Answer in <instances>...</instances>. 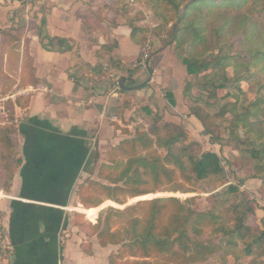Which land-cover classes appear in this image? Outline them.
Segmentation results:
<instances>
[{
	"label": "trees",
	"instance_id": "1",
	"mask_svg": "<svg viewBox=\"0 0 264 264\" xmlns=\"http://www.w3.org/2000/svg\"><path fill=\"white\" fill-rule=\"evenodd\" d=\"M146 1L161 21L155 33L163 44L152 53L169 47L186 67L194 82H187L185 93L203 133L215 144L232 145L238 152L234 161L251 165L253 173L228 183L220 153L195 154L192 146L200 147L199 141L188 144L190 135L180 125L143 106L138 115L145 123L131 137L111 146L99 165L101 155L94 151L87 169L90 176L77 189L78 202L83 204L77 210L86 215L97 210L89 218L96 222L106 200L124 205L129 196L191 193L212 181L228 184L212 191L214 202L207 209H201L198 196L185 200L156 197L123 209L108 206L96 223L76 213L73 223L101 247L120 246L108 255L110 264H210L213 258L217 264H264V230L256 232L249 224L254 208L241 189L248 178L260 179L264 189V0ZM114 5L126 18L133 41L144 45L149 28L140 23L139 16L131 15L124 0H115ZM103 20L102 8L85 17L84 29L91 39ZM24 35L20 28L5 32L3 40L21 41ZM35 70L26 38L24 76L19 85L37 84ZM244 83L257 88L247 91ZM195 89L198 95L192 93ZM1 90L7 93L10 89ZM7 110V122L0 125V186L5 190L11 188L22 163L13 100L7 102ZM123 131L131 135L127 128ZM94 174L97 179L92 178ZM3 228L0 223V241L5 236ZM93 245L91 240L81 244L88 254ZM132 257L140 259H126Z\"/></svg>",
	"mask_w": 264,
	"mask_h": 264
},
{
	"label": "crops",
	"instance_id": "2",
	"mask_svg": "<svg viewBox=\"0 0 264 264\" xmlns=\"http://www.w3.org/2000/svg\"><path fill=\"white\" fill-rule=\"evenodd\" d=\"M114 4L0 0V89L17 93L13 102L22 159L11 188L0 186L5 232L0 264H110V247H101L72 223L73 212L83 206L74 202L79 185L90 176L94 151L104 157V145L131 137L145 123L138 115L141 107L181 125L194 140L202 142L205 136L190 112L186 67L169 47L152 54L147 68L135 66L143 45L133 41ZM100 8L104 20L91 39L84 20ZM20 28L25 32L21 41L3 40L5 32ZM26 38L38 83L21 86ZM88 240L94 242L91 254L81 246Z\"/></svg>",
	"mask_w": 264,
	"mask_h": 264
},
{
	"label": "rangeland",
	"instance_id": "3",
	"mask_svg": "<svg viewBox=\"0 0 264 264\" xmlns=\"http://www.w3.org/2000/svg\"><path fill=\"white\" fill-rule=\"evenodd\" d=\"M124 3L128 6V10H130L131 15L139 16L140 17L139 19L141 21L140 23L143 26H146L149 28V38L147 39L146 42H148V41L151 42V48L149 50V54L151 56L152 54H154L152 52L158 50L162 46L161 44H163L161 42V40H159V38H160L159 34L156 35V33H155V29L160 24L161 21L157 18V16H155V13L153 12V10L151 9V7L149 6V4L146 0H124ZM165 38H166V36L163 37V39H165ZM180 64L183 68H185V66L181 62H180ZM190 82H194V77L191 76ZM243 86H244L245 90H247V91L249 89L250 90L253 89L252 87H254L255 89L257 88V86L253 85L252 83H244ZM195 90L199 93V91L197 89H195ZM198 93L196 95H198ZM250 94L252 96H254V91H251ZM180 127L183 129V127L181 125H180ZM203 130H204V128H203ZM203 135H205V134L203 133ZM206 136L208 138H206ZM188 138H189L188 144L192 143L194 139L191 136H189ZM200 143H201L200 147L198 145L192 146V149L194 150L195 154H197V155H201L204 151H208V150H212V151L217 150L220 152V156L224 159V165H225L227 172H228V176H227V180L229 181L228 183L238 182L239 178H244V177H248V176L252 175L253 167L251 165H241L240 163H237L234 161V159L232 157L238 156V152L234 149V147L232 145H225V143H224V146H221L219 144H215L210 140V137L208 135H205L204 137H202V142H200ZM104 146L107 149H106L104 157H100L98 165L101 162H103L102 160H105L107 150L111 147L110 145H108V146L104 145ZM95 147L97 148L98 146L96 145ZM229 162H231V163L233 162V163L230 164ZM94 175H96V174H94ZM88 177H86L83 180L85 181ZM228 183H226L225 181L205 182V183H203L202 186L197 188L196 192H191V193L165 191V192L153 193L154 194L153 196H150L148 198H140V199L133 198V197L129 196L127 198V203L124 205H120L118 203L117 204H114V203L108 204V202L106 201L104 203V205L100 208L99 213L104 208H106L108 206H114L116 208L123 209L126 206L136 204L142 200H149V199H153L156 197H167V196L168 197L169 196L178 197L182 200H185V199L193 197V196H198V203H199L201 209H207L214 202V198H213V196H211L212 191L215 188L220 189L223 186L227 185ZM260 186H261L260 179L248 178L245 181V183L243 184V186L241 187V189L244 191L247 198H249L252 201V206L254 208V212L252 214H250L248 222H249V224H251L254 227L256 232L264 230V189H261ZM77 202H78V199L75 200L74 204L77 205ZM75 213H78L80 216H82L83 219H85L88 222H92V223H96L98 216H99V215L97 216L96 222H94V221H91L90 219H88L86 214H85V216H83L79 211L78 212L75 211V212H73V216ZM92 213H94V210L91 211V214ZM74 226H75V224H74ZM116 227L117 226H115L114 229ZM88 238H90V237H88ZM90 239H92V238H90ZM86 240H87V238H86ZM93 240H94V242L96 241V239H93ZM109 247H110L109 248V250H110L109 254H111L112 252H117L120 248V246H109ZM126 259L133 261V260H139L140 258H133L132 257V258H126ZM216 262H217V259L213 258L210 261V264H217ZM224 264H232V263L226 262Z\"/></svg>",
	"mask_w": 264,
	"mask_h": 264
},
{
	"label": "built area",
	"instance_id": "4",
	"mask_svg": "<svg viewBox=\"0 0 264 264\" xmlns=\"http://www.w3.org/2000/svg\"><path fill=\"white\" fill-rule=\"evenodd\" d=\"M12 1L30 5V4L44 2L45 0H12ZM150 48H151V42L148 41L144 44L141 58L137 61L135 66L143 67V68L148 67V62L151 57L149 54ZM16 97H17V93H3L2 90L0 89V125H5V123L7 122V114H8L7 102L9 100H14Z\"/></svg>",
	"mask_w": 264,
	"mask_h": 264
}]
</instances>
